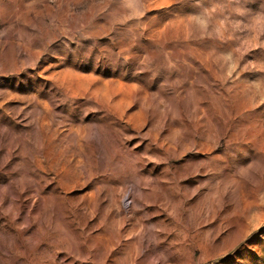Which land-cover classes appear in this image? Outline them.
I'll list each match as a JSON object with an SVG mask.
<instances>
[{"label":"rangeland","instance_id":"obj_1","mask_svg":"<svg viewBox=\"0 0 264 264\" xmlns=\"http://www.w3.org/2000/svg\"><path fill=\"white\" fill-rule=\"evenodd\" d=\"M0 264H264V0H0Z\"/></svg>","mask_w":264,"mask_h":264}]
</instances>
